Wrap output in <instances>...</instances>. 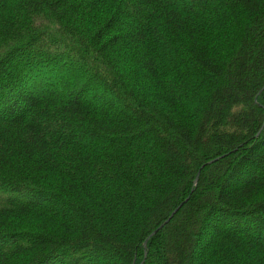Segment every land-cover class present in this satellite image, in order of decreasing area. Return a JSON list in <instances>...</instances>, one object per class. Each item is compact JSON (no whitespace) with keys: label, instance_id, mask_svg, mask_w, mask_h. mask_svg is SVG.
<instances>
[{"label":"trees","instance_id":"trees-1","mask_svg":"<svg viewBox=\"0 0 264 264\" xmlns=\"http://www.w3.org/2000/svg\"><path fill=\"white\" fill-rule=\"evenodd\" d=\"M0 264H264V0H0Z\"/></svg>","mask_w":264,"mask_h":264},{"label":"water","instance_id":"water-1","mask_svg":"<svg viewBox=\"0 0 264 264\" xmlns=\"http://www.w3.org/2000/svg\"><path fill=\"white\" fill-rule=\"evenodd\" d=\"M197 179H198V177H196V179H195V183L197 182ZM176 212V211H175ZM175 212H174V214H175ZM169 220H167L163 225H161L160 227H158L150 236H149V238L150 237H152V236H154L159 230H161L162 229V227L168 222ZM144 246H146V243H144Z\"/></svg>","mask_w":264,"mask_h":264}]
</instances>
